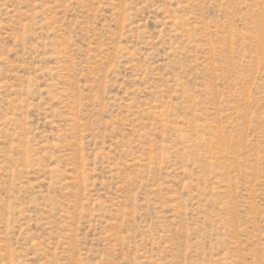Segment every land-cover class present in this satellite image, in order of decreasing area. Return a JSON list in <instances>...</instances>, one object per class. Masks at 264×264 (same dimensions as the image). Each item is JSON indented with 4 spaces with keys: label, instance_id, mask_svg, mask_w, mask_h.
Instances as JSON below:
<instances>
[{
    "label": "rangeland",
    "instance_id": "374dc122",
    "mask_svg": "<svg viewBox=\"0 0 264 264\" xmlns=\"http://www.w3.org/2000/svg\"><path fill=\"white\" fill-rule=\"evenodd\" d=\"M0 264H264V0H0Z\"/></svg>",
    "mask_w": 264,
    "mask_h": 264
}]
</instances>
